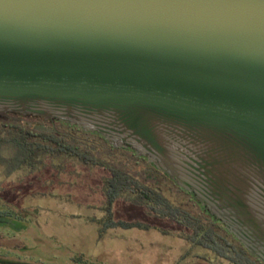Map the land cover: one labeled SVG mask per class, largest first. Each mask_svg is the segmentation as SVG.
I'll list each match as a JSON object with an SVG mask.
<instances>
[{
	"label": "water",
	"instance_id": "obj_1",
	"mask_svg": "<svg viewBox=\"0 0 264 264\" xmlns=\"http://www.w3.org/2000/svg\"><path fill=\"white\" fill-rule=\"evenodd\" d=\"M10 114L145 158L264 264V0H0Z\"/></svg>",
	"mask_w": 264,
	"mask_h": 264
},
{
	"label": "rangeland",
	"instance_id": "obj_2",
	"mask_svg": "<svg viewBox=\"0 0 264 264\" xmlns=\"http://www.w3.org/2000/svg\"><path fill=\"white\" fill-rule=\"evenodd\" d=\"M112 154L100 159L119 168L120 159ZM126 169L149 186L144 168L131 164ZM109 176L104 166L61 157L42 156L36 170L21 168L11 175L0 166V212H11L0 218V264H211L194 258L197 248L184 252L185 243L152 230L169 229L171 234L182 227L149 216L126 195L109 201L103 194ZM161 189L171 204L186 208L182 199ZM214 246L216 255L208 252L204 258L234 264L226 247Z\"/></svg>",
	"mask_w": 264,
	"mask_h": 264
},
{
	"label": "trees",
	"instance_id": "obj_3",
	"mask_svg": "<svg viewBox=\"0 0 264 264\" xmlns=\"http://www.w3.org/2000/svg\"><path fill=\"white\" fill-rule=\"evenodd\" d=\"M30 119L32 118H24L14 114H10L6 118H0V166L5 169L6 175H11L21 168H26L29 171L36 170L42 156L75 159L88 166H104L110 172V178L105 187L109 201L126 195L128 196L126 198L130 201L147 206L145 200H153L158 206V208L152 209L154 212L176 221L184 216L183 224L192 231L193 239H197L195 243L201 246L212 243L213 245L218 244L222 248L226 247V251L232 255L231 259H233L234 264H262L249 254L221 223L214 222L213 218L195 200L194 203L198 210V213L195 214L191 213V209L188 213L183 214L181 209L168 204H166V210L162 209L159 206L163 202L162 198L127 171L126 166L135 164L134 160L118 153L116 156L120 159L117 165L119 168L113 166L112 162V164L109 162L104 163L101 161L100 156L107 155L111 157L112 152H92L89 148L79 144L75 138L63 134L64 131L72 130L73 127L58 122L62 127L60 130L39 131L37 130L39 125L31 122ZM93 135L99 136L97 134ZM130 154L133 159H143L136 158L133 152H130ZM177 189L183 191L179 187ZM131 195H135L137 198H129ZM10 214L9 211L0 212V218ZM228 238L234 241L236 245L234 246L228 241Z\"/></svg>",
	"mask_w": 264,
	"mask_h": 264
},
{
	"label": "flooded vegetation",
	"instance_id": "obj_4",
	"mask_svg": "<svg viewBox=\"0 0 264 264\" xmlns=\"http://www.w3.org/2000/svg\"><path fill=\"white\" fill-rule=\"evenodd\" d=\"M24 118H32L30 119L31 122L36 123L37 125H39V127L41 126L50 131H56L62 128L58 124L57 121H55L54 123H51L50 121H46L42 118L31 117V116L24 117ZM63 134L75 138L79 144H81L82 146H85L86 148H89L91 144L97 146V149H94L91 147L89 148L92 152L98 151V152H114L116 154L121 153L124 156L128 157L129 159L134 160L135 164H132L133 168H144L145 169V172H144L146 174L145 180H147L149 184V186L147 185L146 186L149 187L151 190L155 191L162 198L163 202H161L159 205L162 209L164 210L167 209L166 204L170 206H174V204H171L168 197L164 195L165 192L163 193L161 186L165 188L167 196L176 195L184 201V203L186 204V208H182L179 205L174 206V207L181 209L183 214L188 213L192 206L194 208H197L194 203V199L190 194L185 193V191L178 190L176 185L170 179H168L165 175H163L161 172L156 170L150 163H148V161L145 158L138 157L134 154L136 158H143V159H137V160L133 159V156H131L130 154V152H133V151L128 150V149H114L111 146H109L108 143L102 137L93 135L92 133L83 132L80 129H77L75 127H73L72 130L64 131ZM107 146H109L110 148H108ZM108 179L106 180L108 181ZM131 196H133L132 198H137V196L135 195H131ZM145 202L149 205L148 207H151L153 210L154 208L155 209L158 208L157 204L153 200L151 201L145 200ZM180 218H184V216ZM178 222L183 223L184 221L179 220Z\"/></svg>",
	"mask_w": 264,
	"mask_h": 264
},
{
	"label": "crops",
	"instance_id": "obj_5",
	"mask_svg": "<svg viewBox=\"0 0 264 264\" xmlns=\"http://www.w3.org/2000/svg\"><path fill=\"white\" fill-rule=\"evenodd\" d=\"M103 194H104V196H106L105 189L103 191ZM129 203L130 204L132 203V204H135L137 206H140L141 208H143L144 210H146V213L149 216H153L155 218L167 219L171 223H173L175 225H178L179 227H182V228H179L178 231L171 232V234H169V231H171L169 229L153 227L155 229H152V230L155 233H158L161 236L169 237V235H171L172 237L178 239L181 243H185V245L183 247V251L184 252H186L187 250L190 251L192 248H197L196 253L198 255L197 256H194V258H196V260H198L200 262L203 260V261H207V262H209L211 264H215V263H213L214 261H212L211 259H207L206 257L204 258V255H206L208 252L210 254H212L213 256L216 255V252L214 251L215 248H214V245L212 243H210V245H205V246H201V245H199L197 243H192V240H191V238H192V231L190 229L186 228L183 223H179L178 221H176V220H174V219H172V218H170L168 216H164V215H161V214H158V213L154 212L151 207H148L149 206L148 204L146 206L144 204H136V203H134L132 201H130ZM130 225L133 226V223L130 224ZM138 227H142V228L148 227L149 228V226H146V225H143V224H139ZM143 230L148 231L150 229H147L146 228V229H143ZM202 250L205 251V252H202ZM200 252L202 253L201 256H199L201 254Z\"/></svg>",
	"mask_w": 264,
	"mask_h": 264
}]
</instances>
